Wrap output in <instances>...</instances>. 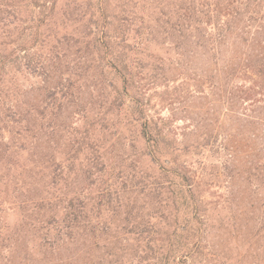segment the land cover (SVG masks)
Listing matches in <instances>:
<instances>
[{"label":"trees","instance_id":"trees-1","mask_svg":"<svg viewBox=\"0 0 264 264\" xmlns=\"http://www.w3.org/2000/svg\"><path fill=\"white\" fill-rule=\"evenodd\" d=\"M152 5L0 0V264L202 263L208 142L147 92L180 77L220 89V224L264 234V0Z\"/></svg>","mask_w":264,"mask_h":264},{"label":"rangeland","instance_id":"rangeland-1","mask_svg":"<svg viewBox=\"0 0 264 264\" xmlns=\"http://www.w3.org/2000/svg\"><path fill=\"white\" fill-rule=\"evenodd\" d=\"M153 0H137L138 11L134 20L138 22L142 18L141 12H148L157 17V11L152 5ZM170 3V2H168ZM169 10V9H168ZM167 12V10H163ZM130 12H133L131 9ZM142 26V25H141ZM158 41L155 48L156 56L161 48L165 50L170 46V41H162V37L156 36ZM169 49V48H168ZM175 78V77H174ZM157 83L148 90V97L152 102V116L171 119L173 127L179 129L185 124L189 128V142H208L202 150V154L190 152L189 160L194 172L203 176L206 183L205 201L208 202V229L205 235L201 264H264V234L254 237L259 225L249 218L231 221V226L220 224V194H226L224 184H221L222 159H220V89L216 86L210 93L196 86V82L190 78L180 77L169 84V88ZM192 94L193 99H190ZM191 122L187 124L188 121ZM137 154L134 151H123L120 155ZM119 162V159L116 160ZM121 161V160H120ZM248 176L242 174L233 184L241 187L253 188L254 183L246 180ZM249 190V189H247ZM248 206V204H247Z\"/></svg>","mask_w":264,"mask_h":264}]
</instances>
